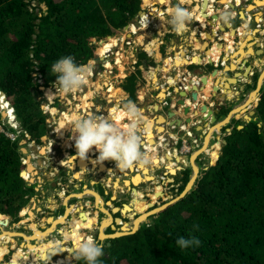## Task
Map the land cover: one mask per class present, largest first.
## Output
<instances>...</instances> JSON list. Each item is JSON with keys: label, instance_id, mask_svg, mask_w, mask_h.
Here are the masks:
<instances>
[{"label": "trees", "instance_id": "obj_1", "mask_svg": "<svg viewBox=\"0 0 264 264\" xmlns=\"http://www.w3.org/2000/svg\"><path fill=\"white\" fill-rule=\"evenodd\" d=\"M140 5L141 0H35L34 4L0 0V96L2 107L8 110V119L0 113V219L9 216L13 222L19 221L36 192L34 183L20 175L25 163L19 141L38 143L48 130L47 114L35 93L57 79L51 74L52 64L69 55L77 64L98 60L93 42L113 37L129 25ZM152 50L151 46L137 52L136 70L120 85L130 101L136 99L137 78L143 70L152 71L156 66ZM112 94L117 97L120 93L114 88ZM138 95L141 98L143 92ZM249 105H255L251 119L235 114L221 127V138L212 139L203 151L209 160L205 162L201 155L196 158L198 174L182 197L151 214L150 221L142 222L135 232L99 241L105 255L98 264H264V81L257 99ZM233 107H224L217 120ZM118 109L113 107V112ZM71 118L72 111L64 112L62 122ZM15 119L21 127L19 134L9 125ZM7 131L17 134L15 139ZM215 144H219L217 155L209 163ZM184 172L182 182L187 185L190 168ZM182 190L180 186L178 194ZM134 196L137 201L138 194ZM180 237L198 238L201 243L182 251L176 245ZM8 252L15 264L13 251ZM73 264L86 261L74 260Z\"/></svg>", "mask_w": 264, "mask_h": 264}, {"label": "rangeland", "instance_id": "obj_2", "mask_svg": "<svg viewBox=\"0 0 264 264\" xmlns=\"http://www.w3.org/2000/svg\"><path fill=\"white\" fill-rule=\"evenodd\" d=\"M30 1L32 2V4H34V2H35V0H30ZM218 1L219 0H217V2L214 1L212 3V4H214V3L216 4L217 10L221 9V7L225 6V5H222V3H218ZM242 1L243 0H241L240 4L235 6V8L243 9L244 6H246L248 3H252L251 0H244L243 2ZM143 2L145 3L144 7L142 5ZM186 2L183 1V3H181L180 0H167V3L158 4L157 1L155 3V0H141L140 9L142 11V14H144V12H147V11L150 13L149 5L154 4L152 6V8L155 7L158 11L162 10V12H164L162 14V17L158 16L159 12L157 10H156V12H154V14L150 13L149 24L146 23L144 25V27H142L140 29H136L135 34H131V27H130L131 25H128V27H126V28L124 27V28L120 29L113 37H111L112 40L114 39V41H118V39H119L120 42H118L117 46L112 49V53H110L109 57H103L102 56L100 58V56H99L98 60H93V61L89 60V62L87 64H91L92 71L90 72L85 84L78 91L73 92V93H69V94H62L59 92L56 93V91H57V89L55 87V83L57 80L56 79L53 83H51V85L49 87H47V88L41 87V91H42L41 93H37V92L35 93V98L39 101L42 109L47 114L46 121H47L48 130L45 131V133L40 137V142H38V143L33 142V141H27L25 139H20L19 146H20L21 152L23 153V157L21 160L23 163H25V168L23 170L26 171V167H27L26 161L28 158H29V163L32 165V168H33L32 172H30V173L27 172V174L23 175L22 177H24V179L26 181H28L29 183H34V182L37 183V185H36L37 191L36 192H39L40 190H44L45 192H44V195L39 198V200H36L35 198L33 200L32 198H30L28 203L24 206V208L26 207L25 213L22 215L20 214L21 221L13 222L11 217L10 218L5 217V218L0 219L1 224L3 223V221L7 220L5 225L2 226L0 224V234L2 232V228H4L7 231H10L12 233H15L12 237L15 238L14 240L16 242V246H12L11 244H3V242L0 241V250L6 249L8 247H10L12 249V251L15 255V257H14L15 259H14L13 263L16 261L17 264H20V263L21 264H29L30 261H28V259H27L29 256L34 255V253L37 254V253L41 252V248L46 246L49 242L58 241V239L55 240V238H53L52 240L50 238H48L51 236V235L49 236L50 232H52L54 230L53 229V230L49 231L50 229L53 228L52 223L50 224V222H48V220L50 218L57 221V223L54 224V227H55V230H59V235L61 234V236H62L61 237V245L63 248V252L56 255L57 256L56 258L53 259L54 256L52 257L50 264H59L56 261L59 258H62L63 260L65 259V262L62 264H72V262L75 260L71 257V255H70L71 253L69 254V251H68L69 248L72 247L73 241H72L71 237L75 235V234H73V235L69 234L70 227H72V226H77L78 233H80L82 235H90V236L94 237L96 235V233H98L97 236L101 239L102 242H104L106 239H108L107 237H105L104 234L110 235V234H114V233L124 232L122 230V226H123L122 222H118L117 224L112 226V229H111L112 233H107L108 231L104 230V228L106 227V223L109 222L108 218L106 216V213L107 214L110 213L111 204H108V205L103 204V200L100 197H99L98 201H96L97 203L95 202V206L98 207L102 211L101 213H99V217L97 219H96V215H91L93 213H90V212H95V211H92L91 209H90V212L85 211V212L90 213L89 216L92 220H94V223H96V221L98 220V225H96V227H92L94 223L92 225H88L87 226L88 230H87V232H85L82 229L83 227H86L85 224H80L79 221L75 225L67 223V222H72V221L75 222L76 221V220H73L74 219V213L72 212V210L74 209L75 206H80V204L78 203L77 205H73V204L67 205V209H66L65 213H62L63 208H60V205H59L60 204L59 202L61 201L60 200L61 196L56 195L55 190L57 187H55V189L50 187L51 186L50 182L52 180H59L61 178L62 172H64V169L66 170V168H67L66 164H64L65 166H63L61 159L64 157V155H67V154H65V152H67L68 154L70 152V158L75 156L76 153L73 151V148L75 150H76V148L74 146L75 145L74 140L71 141L70 147L63 146L64 140H66L68 138L70 139L71 133H70V130L67 128H65L66 130L61 128L62 129L61 132L58 133L57 132L59 130L58 121L60 120L59 122H60V125H63L62 127H66L68 120L64 119L63 122H61V119L63 118L62 113H64V112L71 113V111H73L74 107L75 108L78 107L77 113L79 116H84V117L90 118V117H96V116H100V115L104 116L107 112H108V114H113V107L123 108L126 103L130 102V101H127L128 96H127V94H125L127 92H125L124 90H123L124 92H122L121 91L122 88L120 87V85L127 75H129L131 72L136 70L137 66L135 64H133L134 63L133 61L137 60V52L140 49H146V48L151 47V46H152V48L155 49V46H158V47L163 46V47H161V51L165 50V52L166 51L169 52L170 50H168L167 47L170 46V48H171V46H172L174 48V50L176 51L175 58H173V59L176 60L177 58H181L183 52H185V51L182 50L181 54H179V52H177V51L179 49H183L186 47L185 43H186L188 38L186 39V37L184 35H183V39H181V38L179 39V37H178V39L176 38L174 30L172 29L171 25L168 22L170 19V16H169V12H167L166 10L167 9L170 10L171 8L179 5L180 7L184 8L190 12L191 9H193L196 5L199 4L198 0H196V3H191V2L186 3ZM40 7H42V9H45L43 2L40 3ZM249 13L255 14V15L257 13H261L262 22H259V25L263 26L262 28H264V25H263L264 24V6H261V7L258 6V8H253L249 11ZM135 20H136V18H134L132 21L133 25H134L133 22ZM239 22H240V19L239 20L237 18L232 19V24L234 26L238 25ZM156 23H159L158 25H160V26L159 27L156 26ZM253 25H255L254 22L251 23L249 25V27H251ZM257 28H259L258 24H257ZM239 31H241V30H239ZM187 33L188 32H186L185 34H187ZM263 33H264V31L262 30L261 33L256 32V35L260 38H263V35H262ZM129 34H131V35H129ZM200 35L202 38H204L202 33ZM138 37L139 38L142 37V39L141 38L139 39ZM239 37L242 38L241 33H240ZM196 38L198 40H200V38H198V37H196ZM108 41H109L108 38H102L98 41L93 42L97 47H99V50H98L99 54H100V50L102 48L101 44L102 43L105 44ZM126 41H129L130 43H126ZM238 42H239V40H238ZM154 43H157V44H154ZM212 44L214 45V43H211V45ZM211 47L216 48L215 46H211ZM211 49L212 48H209L208 51ZM195 54L196 53L195 52L193 53V50H191L189 53L190 57L187 58L184 55V58H186V61L189 62L191 60V58H193L195 56ZM220 54H221V52H220ZM157 56H159V54ZM115 57H116V59H114ZM152 57H153V55H152ZM201 57H203V54H201ZM117 58L120 60V64H121L119 67L117 64ZM260 58H262L261 61H259V63L257 64V68L255 70H253V72L250 76L251 77L250 82L248 83L249 86L244 90L245 91L244 93L240 92L238 94V96H237V97H239L238 99H236V97L232 96L230 98H228V97L224 98L223 97V99L220 100L221 97L218 96L219 94H216L215 96L210 95L207 99L202 101V104L203 103L207 104V106L212 110L216 109V105H221V107H225V105L230 106V105L234 104V107H235L234 110H236V108L240 109L238 112H236L234 114H236V115L238 114V116L240 118L247 120L245 118L246 116H249V118L251 116H253L254 113L252 114V111H254L255 105H252V107H248L250 105H247V103L245 104V102H247L249 100L250 93L255 92V96L253 97V99H251L253 102L256 100V98L258 96V93L255 90H256L258 78L264 70V54ZM109 59H111V61H109ZM219 59H220V57H219ZM115 60H116V63L114 62ZM107 63H110V64H107ZM196 67H197V65H190L189 66L190 69H194ZM203 67L210 69V68H212V65L207 64L206 66H203ZM139 68L142 71V65L139 66ZM153 71H155V69ZM153 71L143 70L141 76H139L137 78V82H136V91H137L136 95L137 96H139L138 94L142 90H144L146 92L148 91L147 89L151 86V84L153 82V80H152ZM155 72H157V70ZM208 75H210V74H208ZM232 75H233V71L228 70L227 76H232ZM157 77H158L157 81L155 79V81H156L155 84L156 85L160 84L161 86H163L165 83L163 78L160 79L159 75H157ZM150 81H151V83H150ZM211 81H213V79L209 80V84H208L209 87H207V88H210V84H212ZM41 83H42V81H41ZM258 86H260V81L258 83ZM111 87H113V89L115 88L116 91H118L120 94L117 97H110V99H109L108 95L110 96L111 92H109L108 90H110ZM210 91L211 90H209V92ZM232 91H233V89H232ZM248 91H251V92L249 93L247 100H245V102H244V99H245L244 94H246ZM49 93H51L53 95L50 97H47V94H49ZM180 98H181V96L175 95L172 98H170L169 100L167 99L168 104L165 105V107H162V110L165 111L166 109L169 108L168 106H171V105H173L171 107V109L174 108V110L175 109L178 110V108H183V105H180L177 102V100ZM188 98L189 97H187L186 100H188ZM211 98H213V99H211ZM224 99L228 100V102H225ZM135 100H137V99H135ZM151 100H153V102L152 101L151 102L155 103V104H153V105L151 104V105L143 108L144 112H143V110H141V113L143 112L142 114H143L144 118L146 117V118H149L150 120H153V118H156V115L158 116L161 113V109L155 110L151 107V106L154 107L155 105H157V107L159 106V102H157L158 99L156 98V96H155V98H153ZM211 100H213V101H211ZM219 101H221V103ZM198 102H199V100L192 102V104H194V106H193L194 111L195 110L198 111L199 110L198 107H200L202 105L201 104L198 106V104H199ZM210 102H211V105H208V104H210ZM248 102L250 103L251 101L249 100ZM185 103L190 104L189 102L188 103L185 102ZM243 103L245 105H247L246 108L243 107ZM239 104H241V105H239ZM237 105H239V107H237ZM162 106H164V105L162 104ZM189 112H190L191 117H192V122H191V120L189 121L190 124H189V126H187V128L184 125H182V126L174 125L175 128L174 127L171 128L172 125L165 126L169 129L168 130L169 133H171L170 138L166 136V134H168V133H166L164 135V132H161L158 134L153 132V139H155L157 142L160 141V140H158V139H160V138H158V136L163 137V139H164V141L161 142V145L157 144V148L155 146L153 148H149L150 146H148V147L144 146L143 144H144L145 140L143 139V144H142L141 150L143 152H145L146 154H148L150 159H154V158L158 157L159 159L162 160L161 156L163 155V152H165V151L167 153L170 152L168 154L172 155L171 159L175 156V154H177L184 159V163L183 162H180V163L177 162L183 169L177 170L176 167L178 166V164L174 160H172L174 164H172L171 167L176 171V173L174 175H171L168 171H166L167 165L161 164V163H163V162H161L158 166H155L153 171H151L152 179L144 180L137 185H134L133 183L129 184V187L133 186V187L137 188L138 190L144 192V194H147L148 199H149L147 202L152 203L153 206L152 207L148 206L146 208V210H143L142 212H137L136 210H131V212L126 211V214L125 215L123 214L124 216L122 218H121L120 212L115 211V213L113 215L110 213L112 216L117 217V218H121L122 221H125L127 223L128 229L126 227H124L125 229H127V230L133 229V227H132L133 221H135V224L137 225L139 222V218L141 216H145V218L139 222L138 227L142 224V222H149L150 221V217H149L150 215H147V214L152 209H156V208L162 206L163 204L171 201L175 197H177L179 195L178 192H179L180 186H182L183 190L185 189V187L187 185L182 182L185 179L183 173H185L184 171L186 169L190 168L189 179L191 178L192 175H194V171H193V167H192L191 159H190V157L194 153L198 152L199 150H202L195 157V160H194L195 165H197L196 158L199 155L204 157L205 162L209 160V157H207V155L205 153H203V151H207V148L210 145V141L212 139H214V136L217 132H215L211 136L208 144L206 143V141H205V144L203 143L204 139L200 136V134L203 135L205 138V136L208 134L206 132L209 131L208 126H211V123H213V122L207 121V123L208 122H210V123L208 124V126L207 125L204 126L203 124H201V121H200L201 113H197V114L191 113V109L189 110ZM189 112L187 114H189ZM175 118H177V117H175ZM140 119H141V117H140ZM180 119H182V118H180ZM203 119L208 120L207 118H203ZM204 120H202V122ZM128 122L129 121H128L127 117H125V119H123L122 122H119V124L121 123V126H124ZM142 122H143V119L140 120V122H139V126L141 127L140 128L141 135H142V133H144L142 131V128H143ZM218 122H222V120H220ZM216 123H213V126L216 125ZM227 123L223 124L222 126L224 127ZM9 125L15 129H17V131H18L17 134H19V132L21 131V127H20L19 122L16 121V119H15L14 124L9 123ZM197 125H200V126L203 125V128L202 129L199 128L198 130H196L195 127ZM68 127H71L70 121L68 122ZM0 129L2 130L1 127H0ZM225 131L226 132L229 131V127H227L225 129ZM63 132H64V137H62ZM5 133L11 139H15V137L17 135L15 133L8 132V131ZM189 133H190V135H189ZM183 139H186V143H188L189 147H190L189 151H187V152L184 151V149L182 147ZM215 139H217V138H215ZM163 143H165V145H162ZM206 144H207V146H206ZM145 147H147V148H145ZM214 147H215V150L211 151V160L209 161V163L212 162V158L217 155V148L219 147V144H215ZM22 149H25V151H22ZM97 156H95V157H97ZM206 157H207V159H206ZM60 162H61V164H60ZM103 164H105V163L103 162ZM166 164H168V163H166ZM107 167L108 168H115V162L113 161L112 165L107 166ZM136 168L137 167H134V170H132V171H130L129 169H126L124 171L118 170L119 172L113 171V176L111 178L113 179L114 182L116 181V179H119V182H118V186L113 190L112 194H116V192H118V191H124V192H127L128 190L130 191V188L126 190L125 186L122 185L121 182L123 180H125V181L130 180V177H131V175H133L134 171L138 172V171H136ZM105 172H107V171H101L100 173H95L91 177L95 178L97 180L98 179L103 180V179H105V176H106ZM181 172H182V174H180ZM148 174H149V171H148L147 175ZM65 177L68 181H70V182L72 181L70 176H69V173L65 174ZM189 179H187L186 181H189ZM168 180H172V181L169 182ZM103 183L106 184L105 182H103ZM157 185H159L161 187V189L159 191H157L155 189ZM95 188L101 194L103 193L102 183L97 184L95 186ZM110 188L111 187H107V189H109V190H110ZM183 190L181 192H183ZM89 192H94L95 194H97L95 191H92V190H90ZM144 194L139 196L136 204H135L134 200L131 202L132 206L134 205V208L137 209L141 204L145 203V202L140 203V201H139V199L145 200L146 197ZM78 196H80V195H78ZM131 196H133V195H131ZM38 197H36V198H38ZM49 199H52L53 202H55V203L51 204ZM67 200L68 199H65V201H66V202H64L65 204H67ZM56 201L58 202V204ZM40 203H41V205H40ZM121 203H119L118 205L121 206ZM124 204H126V203H124ZM113 205L115 207H117V205L115 203H113ZM38 206H41V209L38 208ZM55 208H56V210H55ZM80 209H81V207H80ZM80 209L78 210V212L81 211ZM114 210H116V209H114ZM70 212H72L73 216H72V218H69L68 220H66V217ZM66 213H67V215L64 216ZM129 214H132V216H130ZM28 215H29V217H28ZM81 215H83L85 218H87L86 213H81ZM66 223H67L68 227H67ZM38 226H40V227H38ZM55 233H56V231L52 235H55ZM46 238H47V240H46ZM67 238H70L71 240L67 239ZM28 239L30 240L29 242H31V244L35 245L36 247L30 246V247H28V250L26 251L25 248H23V246H21V245H23L24 242L28 241ZM32 247H35V248L33 249ZM7 252L8 251H5L2 254L0 252V264H8L7 263V262H9L8 259L11 257L10 253L8 255L3 256ZM66 255H70V257L68 258V257H66ZM2 257H4V258H2ZM40 262L35 263V264H41V263L46 264L45 260L41 263Z\"/></svg>", "mask_w": 264, "mask_h": 264}, {"label": "crops", "instance_id": "obj_3", "mask_svg": "<svg viewBox=\"0 0 264 264\" xmlns=\"http://www.w3.org/2000/svg\"><path fill=\"white\" fill-rule=\"evenodd\" d=\"M231 1H233V4H234V6L233 7H231V6H227L226 5V3L224 2V1H220V3H222V5H225L224 7H221V9H216V8H214L215 10H214V14L216 13V14H218L220 17H222V19H220V20H218V21H216V20H214V19H212V20H214V21H216L215 23H216V26L218 25V26H220L221 24H223V27H224V29H225V31L223 32V30L222 29H218V31L216 32V35H218L219 34V36H217L218 38H220V39H222L223 38V40H221V41H218L217 42V40H218V38H217V40H215V37H214V35H215V31L213 30V25L212 24H210V25H206V27H204L205 26V24H204V21H202V20H198V17L196 18V15H194L192 12L194 11V8L193 9H191V11H190V13L192 14V18H191V20L188 22V24H187V30L186 31H184L182 34H177L175 31V36H176V38L178 39V37H179V39L181 38V39H183V35L186 37V39H187V41H186V43H185V48H183V49H179L177 52H179V54H181L182 53V50H184L185 52H183V54H182V57L181 58H177L176 60L175 59H173V58H175V53H176V51L174 50V48L171 46V48H170V46L169 47H167V49L168 50H170L169 52L168 51H166L165 52V50L164 51H161V47H163V46H161V47H157V50L156 49H154V50H152L153 52H152V55H153V58L156 60V66H155V71L157 70V72H155V71H153V73H152V80L154 79V78H156V81H157V75H159V78L160 79H162L163 78V80H164V85L163 86H161L160 84H155V82L156 81H153L152 82V84H151V86L147 89L148 91L146 92V91H144V90H142V92H143V96L141 97V98H139L137 95H136V99L137 100H135V101H130V100H128V98H127V101H130V102H132V103H134L135 105H136V107H137V109H138V111H139V114H140V117H141V119L140 120H142V118H143V125H144V120L146 121V124H148L149 125V129H150V131L152 132L153 131V120L155 121V125L157 126V122H158V120H159V118L161 117L160 115H162V116H164L165 118H166V123H167V121L168 122H170V120L172 119V117H168V115H167V113H168V111H170V110H174V108L173 109H171V107L173 106V105H171V106H168L169 108L168 109H166L165 111H163L162 110V107H165V105L164 106H162V104L160 103L162 100H164V99H170V98H172L173 96H175V95H179V90H178V85L181 83L182 84V86L184 87V86H186V85H189V83H188V81L189 80H192V79H198L199 80V77H200V74L198 73V69H200L201 70V73L202 74H204V75H208V74H210V72L214 69V68H217V69H219L220 70V72H218V75L220 76L219 78H221V82H219V88H221V90H219V91H217L216 93H215V95L216 94H219L218 96H220L221 97V99L220 100H222L223 99V96L224 95H226L228 98H230V97H232V96H234V97H236V99H238L239 97H237L238 96V94L240 93V92H242V93H244L245 91V89L249 86V82H250V76H251V74H252V72H253V70H255L256 68H257V64L259 63V61H261V59L262 58H260V57H262V55L264 54V33L262 34L263 35V38H260V37H258L257 35H256V33H255V36H257L258 37V42L257 43H254L253 44V50H257V49H263V51L261 52V53H257V54H248V53H242V55L240 56L242 59L239 61V62H237L236 60H231L230 58L229 59H227L226 60V62H221V59H222V61L227 57V53H226V51H224L225 49V47L226 46H228V47H230V50H229V52L231 51V49H236V43H238V40H239V35H240V31L239 30H243L244 29V20L243 19H241L240 18V16H239V12H240V10H242V9H237V8H235V6H237L236 4H235V1H239V0H230L229 2H231ZM241 1V0H240ZM244 1V0H243ZM242 1V2H243ZM254 2V0H252V3ZM159 3V2H158ZM160 4V3H159ZM229 8V9H228ZM255 8H258V6H256ZM244 9V14L247 16V18H249V23H248V27H249V25L251 24V23H255V25H253V26H251V27H249V29L250 30H252V29H255V28H257V24H258V26H259V30L261 29V30H263L264 31V28H262L263 26H261V25H259V22H262V18H261V20L260 21H256L255 20V14H250L245 8H243ZM227 10H229L230 12H231V14L229 13V16H226V12H227ZM170 10L169 9H167V12H169ZM232 12L234 13V14H232ZM209 13V15L212 13V12H208ZM252 15V16H251ZM195 16V17H194ZM199 16V15H198ZM225 17H227V20H225ZM240 19V22H239V24L238 25H236V26H234L233 24H232V19ZM198 21H197V20ZM211 20V19H210ZM191 22V23H190ZM206 23V22H205ZM228 23H230L231 24V26L232 27H235V28H238V27H240V28H238V33L236 34L237 36H235L234 38H231L230 37V33H231V28H229V26H227L226 24H228ZM159 23H156V26H160V25H158ZM264 25V24H263ZM196 26V27H195ZM222 26V25H221ZM193 30V31H192ZM213 30V31H212ZM208 31V32H207ZM186 32H188L187 34H185ZM212 32V33H211ZM259 32V31H258ZM203 34V37L204 38H202L201 37V35L200 34ZM207 33H209L210 35H212V36H209V35H207ZM222 36H224V37H222ZM196 37H198V38H200V40H198ZM139 38V37H138ZM141 39H142V37H140ZM139 38V39H140ZM193 39V40H192ZM219 39V40H220ZM191 40V42L189 43V41ZM253 40V39H252ZM254 41V40H253ZM252 42V41H251ZM204 43V45H202ZM208 43V44H207ZM210 43H214V45L212 44L211 46H215L216 48H213V47H210V48H212L211 50H209L208 51V49H207V47H206V45L209 47V44ZM216 43H220V44H222V46L224 47L223 49H220V47H218L217 48V44ZM173 45V44H172ZM191 50H193V53L195 52L196 54H195V56L193 57V58H191V60L189 61V62H187L186 61V58H184V55L188 58V57H190V55H189V53H190V51ZM195 50V51H194ZM222 50V51H221ZM156 52H158V54H159V56H156ZM220 52H221V54H220ZM200 54V55H199ZM201 54H203V57H201ZM212 56V59H213V61H212V63H208L207 62V59L209 58V57H211ZM219 57H220V61L218 60V61H215L214 59H219ZM224 57V58H223ZM244 60H245V62H244ZM231 63H233V64H235L236 66H235V69L234 70H232L233 71V73L234 72H240L241 74H239V76L238 77H240V75H242V77L241 78H239V80H238V82H237V84L232 88L233 89V91H232V89H231V91L230 90H226V88H225V82H226V76L228 75V71L226 70V69H224V67L226 66V65H229V64H231ZM207 64H211L212 65V68H210V69H207L206 67H203V66H206ZM190 65H197V67L196 68H194V69H190L189 68V66ZM250 66V70H249V73H248V75H249V77H246L244 74H242L245 70H246V67L247 66ZM159 71V72H158ZM221 71H222V73H221ZM220 73H221V75H220ZM123 74V73H122ZM209 76V75H208ZM212 75H210V77H211ZM262 76H264V71L262 72ZM197 77V78H196ZM218 78V77H217ZM212 79H213V81H211L212 82V84H210V88H207V86H204V90L203 91H201V90H199L198 91V95H199V98H198V100H199V104H198V106L199 105H201L202 104V101H204L205 99H207L210 95L212 96L213 95V93L215 92L212 88H213V85H214V81H215V78H214V76H212ZM225 80V82H223L224 80ZM262 82V81H261ZM260 82V83H261ZM150 83H151V81H150ZM209 84V83H208ZM200 84L198 83V86H199ZM218 85V84H217ZM208 87H209V85H208ZM209 90H211L210 92H209ZM124 92V91H123ZM137 92V91H136ZM167 92H170V95H168L167 96ZM251 91H248L246 94H244V97H245V99H244V102H245V100H247V98H248V96H249V93H250ZM125 94H127V96H129V94L128 93H125ZM148 94V95H147ZM155 96H156V98L158 99V101L157 102H159V106L157 107V110L158 109H161V113L157 116L156 115V118H153V120H150L149 118H144V116H143V112H144V109L143 108H145V107H147V106H149V105H153V104H155V103H152L153 102V100H151V99H153V98H155ZM161 96V97H160ZM255 96V92H253V93H251L250 94V97H249V100H250V98L251 99H253V97ZM189 97V96H188ZM175 98V97H174ZM211 99H213V98H211ZM218 100V99H217ZM225 100V99H224ZM248 100V101H249ZM152 101V102H151ZM211 101H213V100H211ZM245 102V104L247 103L248 105L250 104V103H252V102ZM185 102H189V98H188V100H185ZM220 103H221V101H219ZM225 102H228V100H225ZM189 103H191V106H193L194 104H192V102H189ZM245 104L243 103V107H245ZM188 105H190V104H188ZM208 105H211V102H210V104H208ZM240 105V104H239ZM155 106H157V105H155ZM247 106V105H246ZM153 109H154V107L153 106H151ZM190 107V106H189ZM201 107V106H200ZM200 107H198L199 109H200ZM225 107L227 108L228 106L227 105H225ZM242 107V106H241ZM224 107H221V105H217L216 106V109H215V112H216V114L218 115V113H220V111L223 109ZM141 110H143V112L141 113ZM238 110V109H237ZM175 116H174V118L175 117H177V118H182V121H183V123H182V125H184L186 128H187V126H189V124H190V122L188 123V122H186V119L187 118H190V120H191V122H192V117H191V114H190V112H189V114H184V112H183V108H178V110L177 109H175ZM199 111V110H198ZM231 111V110H230ZM195 111L193 110V108H191V113H194ZM250 112V111H249ZM163 113V114H162ZM107 114H108V112L104 115L105 117L107 116ZM229 114V112L227 113V115ZM193 115V114H192ZM216 115V116H217ZM226 115V116H227ZM232 114H230V116L228 117V119L227 120H229V118L231 117V118H233V116L235 115V114H233L232 116H231ZM225 116V117H226ZM125 115L124 114H122L121 115V121L120 122H122L123 121V119H125ZM205 116H203L202 114L200 115V121H201V124H203L204 126L207 124H209L211 121L208 119V120H204L203 118H204ZM224 117V118H225ZM223 118V119H224ZM246 118V117H245ZM147 119V120H146ZM202 120H204L203 122H202ZM227 120H225V121H227ZM207 121H210V122H208L207 123ZM215 122H217V121H215ZM215 122H213V123H215ZM229 122V121H228ZM129 123V122H128ZM150 123V124H149ZM213 123H211V126H209V131L208 132H206V133H208L206 136H205V138H204V136L203 135H201L200 134V136L204 139V144H205V141H206V143L208 144V142H209V140H210V138H211V136L215 133V132H217L216 134H215V136H214V138H217V139H220L221 138V127H220V129H215V127H213ZM219 124H221V123H219ZM127 125V123L124 125V126H126ZM203 125H202V128H203ZM119 126H121V123L119 124ZM146 126V125H145ZM145 126H144V128H145ZM165 126H167V125H164V126H162L163 128H165V130H164V135L166 134V133H168V134H166V136L167 137H171V133H169V129L167 128V127H165ZM178 126V125H177ZM198 126H200V125H197L196 127H195V129L196 130H198V128H200V127H198ZM122 127V126H121ZM213 127V128H212ZM139 128H141L140 126H139ZM171 128H173V127H171ZM175 128V127H174ZM201 128V129H202ZM184 134V133H183ZM220 134V135H219ZM158 136V135H157ZM148 137V136H147ZM158 138H160V139H158V140H160L159 142H157L155 139H154V141H156V145H155V147L157 148V144L158 145H161V142L162 141H164V139H163V137H159L158 136ZM145 140V138H144V133H142V140ZM206 139V140H205ZM208 139V140H207ZM146 142V143H145ZM145 142H144V146H150L149 148H153L154 146H152V145H150V143H148V141L147 140H145ZM142 143H143V141H142ZM207 144H206V146H207ZM162 145H165V143H163ZM143 146V147H144ZM147 147H145V148H147ZM166 151L165 152H163V155L161 156V158H162V160L160 159V163L161 162H163V163H161V164H166L167 162H168V159H167V157L166 156H168V155H170V154H168V155H166ZM168 153H170V152H168ZM179 156V155H178ZM180 157V161H179V163L180 162H183L184 163V159L181 157V156H179ZM195 157H196V155L195 154H193L191 157H190V159H191V164H192V167L193 166H195V164H194V160H195ZM157 158V157H156ZM156 158H154V159H156ZM165 158V159H164ZM154 159H151V162H152V160H154ZM175 159H176V157L174 156L173 158H172V160H174L175 161ZM159 163V164H160ZM173 164V163H172ZM156 165V164H155ZM170 165V164H169ZM80 167V169H84L85 167H86V164L81 168V166H79ZM150 167V165L148 166H146V168H149ZM142 168H144V167H142ZM86 169V168H85ZM92 169H95V167H93ZM105 170L106 171V169L109 171V169L107 168V167H104V166H101V168H100V170H99V172H101V170ZM150 169H152V171L154 170V168H150ZM80 170L81 172H84L85 170ZM132 170H134V166L132 167V168H130V171H132ZM107 171V172H108ZM111 171V170H110ZM122 171H124V170H122ZM136 171H138V172H134L133 173V175L134 174H141V175H143L142 174V171H141V168H139L138 166H137V169H136ZM114 172H116V171H114ZM144 173H148V169H146V170H144L143 171ZM111 174H113V170L111 171ZM111 174H109L110 176H111ZM152 174V173H151ZM151 174H150V177H151ZM139 178H140V176H139ZM115 186H116V184H115ZM98 194V193H97ZM99 195V194H98ZM78 197H81V196H78ZM99 197H100V195H99ZM101 198V197H100ZM133 200L135 201V196L133 197ZM63 202H66L65 200L63 201ZM136 202V201H135ZM75 211H76V206L74 207V209L72 210V212L73 213H75ZM67 215V213L64 215V216H66ZM63 218V217H62ZM61 218V219H62ZM52 226H53V224H52ZM54 229H55V227H54ZM53 230V229H52ZM51 231V230H50ZM30 240H28V241H26V242H24L23 243V245L24 246H28V245H30L31 244V242H29ZM22 246V245H21ZM2 258H4V257H2ZM9 260V262H10V260H11V257L8 259Z\"/></svg>", "mask_w": 264, "mask_h": 264}, {"label": "clouds", "instance_id": "obj_4", "mask_svg": "<svg viewBox=\"0 0 264 264\" xmlns=\"http://www.w3.org/2000/svg\"><path fill=\"white\" fill-rule=\"evenodd\" d=\"M180 2L183 3V0ZM169 16L168 22L177 34H182L187 30V24L192 18V14L179 5L170 9ZM91 71V64H77L71 55L60 58L51 66V74L57 77L56 93L69 94L78 91L85 84ZM52 95L49 93L47 97ZM123 114L129 121L125 127L119 126L111 116H109L111 122L102 115L90 118L73 116L70 121L71 127L66 126L62 129L70 130V139L75 141L76 157L84 161L88 159V153L94 148L98 153L96 160L93 161L94 164L102 165L103 162L111 160L115 162L119 170L149 165L151 163L149 155L141 150L140 114L136 105L132 102L126 103L123 107ZM215 121H219L217 117ZM62 129L57 132H61ZM71 239L73 245L70 255L77 261L84 260L86 264H98L99 258L105 255L104 245L90 235L76 233ZM200 243L198 238L180 237L176 240V245L182 251L189 247L199 246ZM62 252L63 248L59 241L49 242L41 248V255L46 264H50L51 258Z\"/></svg>", "mask_w": 264, "mask_h": 264}, {"label": "flooded vegetation", "instance_id": "obj_5", "mask_svg": "<svg viewBox=\"0 0 264 264\" xmlns=\"http://www.w3.org/2000/svg\"><path fill=\"white\" fill-rule=\"evenodd\" d=\"M185 2H186V0H184ZM213 1H215V2H217V0H213ZM212 1V2H213ZM220 1L221 0H219L218 1V3H220ZM235 1V0H234ZM198 2H199V6H200V4H201V2H202V0H198ZM251 2H252V0H251ZM164 3H167V1L165 0V2ZM187 3V2H186ZM191 3H196V0H191ZM249 4V3H248ZM253 4H254V2H253ZM255 5V4H254ZM212 6L214 7V8H216L217 9V7H216V4L214 3V4H212ZM167 11V10H166ZM164 13V12H163ZM214 13H212L211 15H213ZM232 14H234L233 12H232ZM246 17V16H245ZM209 19H205L204 20V24H205V26L204 27H206V25H209L208 24V21H210V15H209V17H208ZM259 19H261V15L259 16ZM206 22V23H205ZM214 22H216V21H214ZM248 23H249V18H247L246 17V21L244 22V29H246V30H248L249 31V27H248ZM196 27V26H195ZM229 28H231V25H230V27ZM238 28H240V27H238ZM238 28H236L237 30H236V34L238 33L237 31H238ZM217 29H218V25L217 26H215V27H213V30L215 31L214 33H215V35H214V37H215V40H217V36H219V34L218 35H216V32H217ZM243 29V30H244ZM212 30V31H213ZM253 29L252 30H250V32H249V34L251 35V36H255L254 34H253ZM208 32V31H207ZM212 33V32H211ZM240 33H241V31H240ZM235 34V35H236ZM207 35H209V33H207ZM212 36V35H211ZM230 37H231V35H230ZM220 38H218V40L217 41H221V39L219 40ZM216 44H218V43H216ZM211 47V43L209 44V47H207V49H209ZM219 61H220V59H218ZM213 61V60H212ZM221 61H222V59H221ZM258 88H259V86H258ZM256 91V90H255ZM257 92V91H256ZM251 94V93H250ZM257 99V98H256ZM251 102H253V101H251ZM245 108H246V106H245ZM78 111L76 110V109H74L73 111H72V117L73 116H76V115H78V113H77ZM60 121V120H59ZM58 121V127H59V129H61V128H64V127H62L61 125H60V122ZM69 121H71V119L69 120ZM68 121V122H69ZM68 122H67V126H68ZM66 130V129H65ZM62 137H64V132L62 133ZM72 140H74V139H66V140H64V142H63V146H65V147H70L71 146V141ZM73 148V147H72ZM73 151L76 153V150L73 148ZM65 154H67V155H64V157L61 159V162L63 163V166H65L64 164H66L67 165V168H66V170L64 169V172H62V174H61V178L59 179V180H52L51 182H50V187H52L53 189H55V187H57L56 188V195L57 196H60V193L63 195H61V198H60V208H63V211H62V213H65V211H66V209H67V205H71V204H73V205H77L78 203L80 204V206H76V211H75V213H74V219L73 220H77V221H79V223L80 224H85L86 225V227H83L82 229H83V231H85V232H87V226L88 225H92L93 223H94V220H92L91 218H90V213H93V214H91V215H96V219L99 217V213H101L102 211L98 208V207H96L95 206V202H96V198L93 196V195H91V194H88V193H85L86 191H90L91 189L93 190V191H95L96 193H98L99 195H100V197L102 198V200H103V204H106V205H108V204H111V208H110V213L113 215L114 213H115V211H117V212H120V215H121V218L126 214V212H124L123 213V210H124V207H126V206H130L131 207V209L132 210H136L137 212H139V209L140 208H142V207H145V209L144 210H146V208L148 207V205L149 204H152V203H150V202H147L149 199H148V195L147 194H144V192H142V191H140V190H138L137 188H135L136 190H137V192H138V197H137V200H138V198H139V196L140 195H145V200H141V199H139V201H140V203L141 202H145L144 204H141L137 209L136 208H134V205L132 206L131 205V202L133 201V197H134V193L132 192V190H131V187H129V185H126L125 184V180H123L121 183H122V185H124L125 186V189L127 190V189H129L130 188V191L128 190L127 192H124V191H118V192H116V194H112V192H113V190L118 186V182H119V179H116V181L114 182L113 181V179L111 178L112 176H113V174H111V176L109 175L110 173L109 172H105L106 173V176H105V179H95V178H92L91 176L93 175V174H95V173H100L99 172V170H100V168H101V166H105V167H107V166H111L112 165V162L113 161H110V160H108V161H105L104 163L105 164H94L93 163V161L94 160H96V158L97 157H95V156H97L98 155V153L96 152V150L93 148L92 150H90V152L88 153V159H86V162H87V164H86V169L84 168L83 170H85L84 172H81L80 170H82V169H80V167H79V165H81L83 162L78 158V157H76V155L75 156H73L74 158H73V160H72V162H70V152H69V154L67 153V152H65ZM172 156V155H171ZM76 157V158H75ZM175 157H176V160H177V162H179L180 160H179V156H176L175 155ZM72 158V157H71ZM158 158V157H157ZM156 158V159H157ZM156 159H154V160H152V162L149 164L150 165V167L148 168V171H149V174L148 175H145V174H143V175H141L143 178H147L148 176H150V174H151V171H152V169H150V168H155V166H158L159 165V163H156L155 162V160ZM61 162H60V164H61ZM170 163V165H172L171 163H173V162H169ZM168 163V164H169ZM59 164V163H58ZM156 164V165H155ZM174 164V163H173ZM178 164V163H177ZM179 165V164H178ZM93 167H95V169H92ZM134 167H137V166H134ZM139 167V166H138ZM178 167V166H177ZM108 168V167H107ZM109 169V171L111 170H113V171H118L119 169H117L116 168V165H115V168H108ZM137 169V168H136ZM77 170V171H76ZM82 170V171H83ZM130 170V169H129ZM101 171H105L104 169L103 170H101ZM119 171H122V170H119ZM118 171V172H119ZM166 171H168V170H166ZM135 172V171H134ZM67 173H69V176H70V178H71V182L70 181H68L67 179H66V177H65V174H67ZM76 173H80L81 174V178L80 179H78V178H76V177H74V175L76 174ZM132 176L133 175H131V177H130V180H131V178H132ZM150 179H152V177L150 178ZM144 181V180H143ZM103 182H105L106 184H104ZM142 182V181H141ZM140 182V183H141ZM100 183H102V186H103V193L101 194L96 188H95V186L97 185V184H100ZM117 183V186H115V184ZM110 184V185H109ZM34 185H35V191H37V188H36V185H37V183L36 182H34ZM39 185V184H38ZM107 187H111L110 188V190L109 189H107ZM157 191H159L160 189H161V187L159 186V185H157L156 186V188H155ZM62 190V191H61ZM153 191V190H152ZM44 190H40L39 192H35V194L31 197L33 200H34V198L36 199V200H39V198L40 197H42L43 195H44ZM129 193V194H128ZM78 195H80L81 197H78ZM83 195V196H82ZM131 195H133V196H131ZM39 196V197H38ZM36 197H38V198H36ZM65 199H68L67 200V204H65L64 202H63V200H65ZM49 201L51 202V204L52 203H55V202H53V200L52 199H49ZM57 202V201H56ZM122 202V203H121ZM137 202V201H136ZM136 202H135V204H136ZM35 203V202H34ZM97 203V202H96ZM113 203H115L116 205H117V207L119 206L118 204L119 203H121V206H119L118 208L117 207H115L114 205H113ZM124 203H126V204H124ZM32 204V203H31ZM57 204H58V202H57ZM40 205H41V203H40ZM153 205V204H152ZM34 207V206H33ZM80 207H81V209H80ZM38 208H40L41 209V206H38ZM58 208V207H57ZM114 208L116 209V210H114ZM81 210V211H79L78 212V210ZM90 209L92 210V211H95V212H90ZM35 210V209H34ZM55 210H56V208H55ZM84 212V213H87V212H85V211H88V212H90V213H88V215H87V218H86V220H83L81 217H80V212ZM128 212H131V210H128ZM107 214L106 213V216H107V218H108V221L109 222H107L106 223V227L104 228V230H108V229H112V226L113 225H115V224H117L118 222H117V220L119 221V222H122L123 223V226H122V228L123 227H127V223L125 222V221H122V219L121 218H117V217H114V216H112L111 214ZM122 213V214H121ZM124 214V215H123ZM130 216H132V214H129ZM72 212H70L68 215H67V217H66V220H68L69 218H72ZM112 216V217H111ZM9 217V216H8ZM28 217H29V215H28ZM10 218V217H9ZM63 220V219H62ZM61 220V221H62ZM19 221H21V219L19 220ZM60 221V222H61ZM73 222V221H72ZM72 222H67V223H69V224H71ZM67 223H66V225H67ZM96 225H98V220L96 221V223H94L93 224V226L92 227H96ZM134 226V225H133ZM38 227H40V226H38ZM67 227H68V225H67ZM134 229V228H133ZM56 231V233H55V235H52L54 232ZM32 233V232H31ZM61 233V232H60ZM76 233H78V230H77V226H72V227H70V230H69V234L70 235H73V234H76ZM97 234L98 233H96V235L94 236L95 237V239L99 242V241H101V239L97 236ZM51 235V236H50ZM49 236L50 237H48V238H50L51 240L53 239V238H55V240L56 239H58V241L60 242L61 241V234L59 235V230H53L52 232H50V234H49ZM68 239H70V238H68ZM47 240V239H46ZM71 240V239H70ZM36 247V246H35ZM11 248L10 247H8V248H6V249H1L0 250V252L2 253V252H5V251H9ZM12 250V249H11ZM9 254V252H7V253H5L3 256H5V255H8ZM57 256L55 255L54 257H53V259L54 258H56ZM52 259V258H51ZM45 260V259H44ZM41 263V262H40ZM74 263V261L72 262V264ZM42 264V263H41Z\"/></svg>", "mask_w": 264, "mask_h": 264}, {"label": "bare ground", "instance_id": "obj_6", "mask_svg": "<svg viewBox=\"0 0 264 264\" xmlns=\"http://www.w3.org/2000/svg\"><path fill=\"white\" fill-rule=\"evenodd\" d=\"M156 1H157V3L159 2L160 4H163L164 2H165V0H155V3H156ZM167 1V0H166ZM184 1V0H183ZM188 3H190L191 2V0H186ZM212 1L213 0H208V5H206V8H205V11L208 13V12H212V13H214V7L212 6ZM222 1H224L225 3H226V5L227 6H233L232 5V1L231 2H229L230 0H222ZM158 3V4H159ZM210 3V4H209ZM235 4L236 5H238V4H240V0L239 1H235ZM255 5H250V6H248V4L246 5V6H244V8L249 12L251 9H253V8H255L256 6H264V0H255V3H254ZM151 5V4H150ZM149 5V7H150V13L151 14H154V12H156V8L155 7H153L152 8V6L154 5V4H152L151 6ZM200 6H199V4L198 5H196L195 7H194V11L192 12L194 15H196V18L198 17V20L200 21V20H202V21H204L206 18H205V15H203V13H201V11H200ZM243 11H244V9H242ZM158 11V10H157ZM242 11V18L244 17V22L246 21V15L244 14V12ZM159 12V14H158V16L159 17H162V14H163V12H162V10L161 11H158ZM227 12H229V11H227ZM211 13V14H212ZM210 14V15H211ZM230 14H231V12H230ZM138 15H140V16H142L143 14H142V12L140 13V14H138ZM199 15V16H198ZM261 15V13H257L256 15H255V20L256 21H260V19H259V16ZM208 16H209V13H208ZM195 17V16H194ZM147 18H150V17H147ZM220 19H222V17H220L219 15H218V17H216L215 18V20L216 21H218V20H220ZM153 23V22H152ZM160 23V22H159ZM208 24L210 25V24H212L210 21H208ZM145 25V24H144ZM213 27H215L216 26V23L215 22H213ZM227 26H229L230 27V25L229 24H226ZM131 27V30H134V31H136L135 29V26L133 25V26H130ZM142 27H144V26H142ZM141 27V28H142ZM159 27V26H158ZM222 29L223 30V32L225 31V29H224V27H222L221 25L220 26H218V29ZM237 30V29H236ZM262 32V30L260 29H258V28H255V29H253V34L255 35V33L256 32ZM249 32H250V29H249V31L248 30H246V29H244V30H241V35H242V38H240L239 37V42L238 43H236L237 45H236V49H231V51L229 52V49H230V47H228V46H226L225 48L222 46V44H217V48L218 47H220V49H223L224 51H226V53L228 54L227 55V57L223 60V62H226V60L227 59H231V60H233L234 58V60H236L237 62H239L242 58L240 57L241 55H242V53L244 52V53H248V54H252V50H253V44L254 43H257L258 42V37L257 36H251L250 34H249ZM236 31L235 32H232V30H231V33H230V35H231V38H234L236 35ZM222 37H224V36H222ZM108 39H109V41L107 42V44L106 45H103V43L101 44L102 46V48H101V50H100V55H102V53L105 51V50H108V47H110V46H112V45H115V44H118V42L117 41H114V39L112 40L111 39V37H108ZM254 41H253V40ZM117 40V39H116ZM221 40H223V38L221 39ZM249 41H252V42H249ZM101 42V41H100ZM98 50H99V47H98V49H97V53H98ZM118 53V52H117ZM212 61L213 59H212V56L211 57H209L208 59H207V62L208 61ZM215 61H218V59H214ZM107 61V60H106ZM107 64H110V63H107ZM117 64H118V67L121 65L120 64V60L117 58ZM232 65H233V68L232 69H230V70H234L235 69V64H233L232 63ZM109 67V66H108ZM107 67V68H108ZM121 70V69H120ZM249 70H250V68H249ZM264 71V70H263ZM221 73H222V71H221ZM221 73H220V75H221ZM247 74V73H246ZM236 76L238 77L239 76V74H236ZM240 76H242V75H240ZM220 76L218 75V78H217V83H219V82H221V78H219ZM264 76H262V74H261V77H260V82H261V80H262V78H263ZM239 78V77H238ZM200 79V78H199ZM212 79V76L210 77V75L209 76H207V81L205 82V84H203L202 85V87L200 88V89H198V91L199 90H201V91H203L204 90V86H207L208 87V83H209V80H211ZM224 80V79H223ZM191 81V83H198L199 82V80L197 79H192V80H190ZM223 82H225V80L223 81ZM233 82H235V79H230V80H228V81H226V84H225V88H226V90H230L231 91V88H233L234 87V85L233 86H231L230 87V89H229V83H233ZM189 83V82H188ZM261 84V83H260ZM190 85V84H189ZM189 85H186L185 86V88L186 89H189ZM218 86H219V84H218ZM184 88V87H183ZM213 89V88H212ZM109 92H111V95L109 96L108 95V97H109V99H110V97H113V94H112V91H113V87H111L110 88V90H108ZM198 91H197V98H196V100L195 101H198L197 99L199 98V95H198ZM186 100V99H185ZM185 100H184V102H185ZM250 101H252L251 100V98H250ZM190 102V101H189ZM190 107H189V109H191V108H193V106H191V103H190V105H189ZM246 106V105H245ZM78 108V107H77ZM245 108V107H244ZM154 109L155 110H157V106H154ZM240 109H238L237 110V108H236V110H233L232 112H231V114L233 115L234 113H236V112H238ZM209 112V108H207L204 112H201L200 111V109H199V112L198 111H195L194 113L195 114H197V113H201L203 116H205V118H209L210 119V117H211V113H208ZM123 114V108H119L118 110H116L115 112H113V114H107V116L105 117L106 119H108L109 120V122H111V120H110V117L109 116H111V117H114V119H115V122H117V124L119 125V122L121 121V115ZM62 116H64V113H62ZM229 117V116H228ZM228 117L226 118V119H224L222 122H215L216 123V125H214L213 127H215V129H217V128H219V127H221L223 124H225V123H227L229 120H230V118H229V120H227L228 119ZM143 119V118H142ZM147 120V119H146ZM163 118H162V116L159 118V120H158V123H157V126L155 125V121L153 120V131L151 132L150 131V129H149V125L148 124H146V121L144 120V125H143V128H142V131L145 133L144 134V138H145V140H147L148 141V143H150L152 146H155L156 145V141H154V139H153V132L154 133H161V132H164V128L162 127V126H164L163 125ZM225 120H227V121H225ZM61 122H62V119H61ZM164 122H166V119H165V121ZM219 123H221V124H219ZM128 124V123H127ZM150 124V123H149ZM146 125V126H145ZM207 125V124H206ZM61 126H63V125H61ZM144 126H145V128H144ZM182 126V125H181ZM208 126V125H207ZM122 127H125V126H122ZM209 127V126H208ZM212 127V128H213ZM155 130V131H154ZM148 136V137H147ZM208 140V139H207ZM143 144V143H142ZM204 148V147H203ZM202 150H199L198 152H196V153H194L196 156L201 152ZM167 157V159H168V162L167 163H169V162H173L172 161V159L170 158L171 157V155L169 156H166ZM73 158L74 157H72V158H70V162H72V160H73ZM165 159V158H164ZM27 167H26V174H27V172H32V165L29 163V158L27 159ZM83 163L81 164V165H79V166H81V168L85 165V164H87V162H86V160H84V161H82ZM155 162L156 163H160V159L159 158H157L156 160H155ZM175 162L177 163V160L175 159ZM170 164V163H169ZM169 164H165V165H167L166 166V168H167V170H168V172L171 174V175H174L175 173H176V171L171 167V165H169ZM172 164V163H171ZM197 165H195V167H196ZM105 167V166H104ZM171 167V168H170ZM198 167V166H197ZM139 168H141V171H142V173L143 174H145V175H147V173H144L143 171L144 170H146L147 168L146 167H144V168H142V167H139ZM176 169L177 170H179V169H183L180 165H178V167H176ZM106 171H108L107 169H106ZM110 174H111V171H108ZM196 173V171L194 170V174ZM139 176H140V178H139ZM193 177H192V179H191V181L187 184V186L189 187V185H191L192 184V182H193V179H194V177L196 176H194V175H192ZM74 177H76V178H78V179H80L81 178V174L80 173H76L75 175H74ZM151 177H147V178H142V176H141V174H134L133 176H132V178H131V180H126L125 181V184L126 185H129L130 183H133L134 185H137V184H139L141 181H143V180H149ZM169 182L170 181H172V180H168ZM116 186H117V183H116ZM92 190V189H91ZM62 191V190H61ZM93 191V190H92ZM85 193H88V194H91V195H93L95 198H96V201H98V199H99V195L98 194H95L94 192H89V191H86ZM133 193L135 194V195H137L138 194V192H137V190L135 189V191H133ZM63 194V193H62ZM61 193H60V196L62 195ZM83 196V195H82ZM132 205V204H131ZM150 205H152V204H149L148 206H150ZM145 209V207H142V208H140L139 209V212H142L143 210ZM128 210H132L131 209V207L130 206H126V207H124V210H123V213L124 212H126V211H128ZM83 212V211H82ZM84 213V212H83ZM87 215H88V212L86 213ZM31 215V214H30ZM85 215V214H84ZM32 216V215H31ZM80 217L83 219V220H86V218L83 216V215H80ZM141 217H144V216H141ZM140 217V218H141ZM140 218H139V220H140ZM58 220V219H57ZM7 221V220H6ZM6 221H3V223L4 224H6ZM48 222H50V224L52 223L53 224V228L52 229H54V224L55 223H57V221H55L54 219H52V218H50L49 220H48ZM47 222V223H48ZM78 221L76 220L75 222H72L71 224H76ZM117 222H119L118 220H117ZM1 224L2 226L4 225V224ZM134 225V226H133ZM133 225H132V227L134 228V229H136L137 227H138V225H139V222H138V224L136 225L135 224V221H133ZM52 229H50V230H52ZM49 230V231H50ZM15 233H12V232H10V231H7V230H5L4 228H2V232H1V234H0V241H2L3 242V244H11L12 246H16V242H15V238H13L12 236L14 235ZM32 238V237H31ZM47 239V238H46ZM68 239V238H67ZM29 240V239H28ZM60 243H61V241H60ZM23 246V248H25V250L27 251L28 250V247H30V246H35V245H33V244H30V245H28V246H25L24 247V245H22ZM33 249L35 248V247H32ZM37 253V252H36ZM23 255V254H22ZM41 258H42V255H41V252H39V253H37V254H35L34 253V255H32V256H29L27 259H28V261H30L29 262V264H35V263H39L40 261H41ZM54 261V260H53ZM57 261V263H59V264H62V263H64L65 262V259L63 260L62 258H59L58 260H56ZM55 262V261H54ZM15 264H17L16 262H15ZM21 264V263H20Z\"/></svg>", "mask_w": 264, "mask_h": 264}, {"label": "water", "instance_id": "obj_7", "mask_svg": "<svg viewBox=\"0 0 264 264\" xmlns=\"http://www.w3.org/2000/svg\"><path fill=\"white\" fill-rule=\"evenodd\" d=\"M214 2V1H213ZM212 2V3H213ZM254 3H255V0H254ZM210 4V3H209ZM206 5H208V0H202V2H201V4H200V11H201V13H203V15H205V18H207V19H209L208 17V13L205 11V8H206ZM232 5H233V3H232ZM250 5H254L253 3H249L248 4V6H250ZM234 6V5H233ZM233 6H231V7H233ZM227 11H229V10H227ZM242 11L243 10H240V12H239V16H240V18L241 19H244V17L242 18ZM142 11H141V9L138 11V13H137V15L138 14H140ZM229 13H230V11L229 12H226V16H229ZM216 17H218V14H213V15H210V18H211V20H210V22L213 24V22H214V20H215V18ZM212 19H214V20H212ZM134 25H136L137 24V21L135 20L134 22ZM229 25H231L230 23H228ZM222 25V27H223V24H221ZM126 27H128V25H126L125 26V28ZM231 30H232V32H235L236 31V28L235 27H232L231 26ZM217 31H218V29H217ZM209 36H211L210 34H209ZM237 36V35H236ZM109 37V36H108ZM249 42H251V41H249ZM208 44V43H207ZM202 45H204V43L202 44ZM206 47H208L207 45H206ZM253 52H252V54H257V53H261L262 51H263V49H257V50H252ZM244 62H245V60H244ZM208 63H212V61H208ZM233 68V65H232V63L231 64H229V65H226L225 67H224V69H226L227 71L228 70H230V69H232ZM249 68H250V66L248 65L247 67H246V70L242 73V74H244L246 77H249V75H248V73H249ZM218 72H220V70L219 69H217V68H214L211 72H210V75H212V76H214V78H215V81H214V85H213V90L215 91L214 93H213V95L215 96V93L217 92V91H219V87H218V85L217 84H219V83H217V77H218ZM198 73L200 74V79H199V86H198V83H191V81L189 80L188 82H189V89H179V96H181V98L180 99H178L177 100V102H178V104H180V105H183V112L185 113V114H187L188 112H189V105L188 104H186L185 102H184V100L189 96V101L190 102H195V100H196V98H197V91H198V89H200L201 87H202V85L203 84H205V82L207 81V75H204V74H202L201 73V70L200 69H198ZM247 73V74H246ZM236 74H241L240 72H234L233 73V75L232 76H226L225 78H226V81H228V80H230V79H235V82H233V83H229V89H230V87L231 86H235L236 84H237V82H238V80H239V78H241L242 76H240L239 78L236 76ZM260 77H261V75L259 76V78H258V81H257V86H256V91L258 92L259 91V89H260V87H261V85H262V83H263V79H264V77L262 78V82H261V84H260V86H259V88H258V83H259V81H260ZM181 84V83H180ZM225 84H226V82H225ZM1 93V92H0ZM2 96H3V98H5V96L2 94ZM224 98H227V96L226 95H224L223 96ZM198 100V99H197ZM5 102H7V101H5ZM8 103V102H7ZM9 104V103H8ZM241 105V104H240ZM248 105V104H247ZM217 106V105H216ZM237 107H239V105L237 106ZM207 108H209L208 106H207V104H205V103H203L202 105H201V107H200V111L201 112H204ZM235 108V107H234ZM234 108H232V110L229 112V114L224 118V119H226L229 115H230V113L234 110ZM10 109L13 111V108L11 107V105H10ZM196 111V110H195ZM176 111L175 110H170V111H168V113H167V115H168V117L170 118V117H172V119L170 120V122H168L167 121V123L166 122H164L165 121V117L164 116H162V115H160V116H162V118L164 119L163 120V125H178V126H181L182 125V123H183V121H182V119H180V118H174V116H175V113ZM0 113H1V116H2V118H7L8 119V110H6L5 108H3L2 107V104H1V96H0ZM208 113H211V117H210V119L207 117V119H209L211 122H214L215 121V119H216V116H215V114H216V112H215V110H212V109H210L209 108V112ZM254 113V111H252V114ZM205 118V117H204ZM223 119V120H224ZM246 121H248V120H250L251 119V117L249 118V116H246ZM222 120V121H223ZM190 121V118H187L186 119V122H189ZM198 127H200V129L202 128V126H198ZM242 127V125H240V126H238V128H241ZM165 129V128H164ZM199 129V128H198ZM143 141V140H142ZM22 151H25V149H22ZM166 155H168V153H166ZM170 156V155H169ZM171 158V157H170ZM210 163H212V162H210ZM196 171V176H197V173H198V170H199V168L196 166H193V171ZM24 170H22L21 171V173H20V175L21 176H23V174H22V172H23ZM196 176L194 177V179H193V182H194V180H195V178H196ZM192 177L193 176H191V178L189 179V181H188V183L191 181V179H192ZM193 182H192V184H193ZM192 184L191 185H189V187L188 186H186L185 187V189L183 190V192H181L177 197H175L174 199H172L171 201H169V202H167V203H165V204H163L162 206H160V207H158V208H156V209H152L147 215H151V214H154V213H157L158 211H160V210H162V209H164L167 205H169L170 203H172V202H174L175 200H177V199H179L180 197H182L190 188H191V186H192ZM131 190H132V192L133 191H135V187H131ZM153 205H150L149 207H152ZM115 209V208H114ZM81 213H83V212H80V215H81ZM138 229V227L136 228V229H131V230H126V231H124V232H120V233H114V234H110V235H106V234H104L105 235V237H107V238H114V237H118V236H121V235H126V234H129V233H133V232H135L136 230ZM110 243L109 242H107V245H109ZM9 264H11V262H9Z\"/></svg>", "mask_w": 264, "mask_h": 264}, {"label": "built area", "instance_id": "obj_8", "mask_svg": "<svg viewBox=\"0 0 264 264\" xmlns=\"http://www.w3.org/2000/svg\"><path fill=\"white\" fill-rule=\"evenodd\" d=\"M147 17H150V13L147 11V12H144V14L142 15V16H139V15H136L135 16V18H136V21H137V24H136V29H140L142 26H144V24H149V22H150V18H147ZM129 25H131V26H133V24H132V22L129 24ZM135 29V30H136ZM136 33V31H134V30H131V34H135ZM131 34H129V35H131ZM118 39V38H117ZM124 41V40H123ZM117 42H120V40L118 39V41ZM126 43H130L129 41H126ZM107 43H105V44H103V45H106ZM117 46V44H115V45H112V46H110V47H108V50H105L103 53H102V55H100L99 53L97 54L98 55V58H99V56H100V58L103 56V57H109V55H110V53H112V49L113 48H115ZM230 50V49H229ZM114 59H116V57L114 58ZM109 61H111V59H109ZM115 63H116V60L114 61ZM134 63L133 64H136V60L135 61H133ZM221 62H223V61H221ZM178 89H186L185 88V86H184V88H183V86H182V84H179L178 85ZM220 90H221V88H220ZM168 95H170V92H167V96ZM163 105H167L168 104V101H167V99H164V100H162V102H161ZM172 127H174V125H172ZM189 135H190V133H189ZM182 147H183V149H184V151H189V149H190V147H189V144L188 143H186V139H183V142H182Z\"/></svg>", "mask_w": 264, "mask_h": 264}]
</instances>
